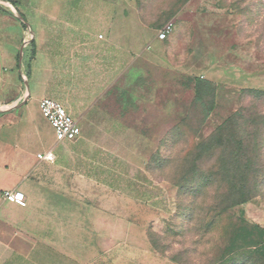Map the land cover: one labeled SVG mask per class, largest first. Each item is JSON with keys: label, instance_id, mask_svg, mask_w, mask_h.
Returning a JSON list of instances; mask_svg holds the SVG:
<instances>
[{"label": "crops", "instance_id": "1", "mask_svg": "<svg viewBox=\"0 0 264 264\" xmlns=\"http://www.w3.org/2000/svg\"><path fill=\"white\" fill-rule=\"evenodd\" d=\"M128 5L0 0V264H154L142 238L111 220L112 193H127L112 185L121 164L107 153L121 133L157 132V69L169 68V38ZM43 98L76 121L77 140L45 148V135L56 140ZM50 150L52 163L36 158ZM5 190L26 206L4 202Z\"/></svg>", "mask_w": 264, "mask_h": 264}, {"label": "rangeland", "instance_id": "2", "mask_svg": "<svg viewBox=\"0 0 264 264\" xmlns=\"http://www.w3.org/2000/svg\"><path fill=\"white\" fill-rule=\"evenodd\" d=\"M128 1L155 31L174 30L169 68L157 69V132L121 133L107 153L127 193H112V222L154 264H264V0ZM198 77L215 89L208 117L193 102Z\"/></svg>", "mask_w": 264, "mask_h": 264}, {"label": "built area", "instance_id": "3", "mask_svg": "<svg viewBox=\"0 0 264 264\" xmlns=\"http://www.w3.org/2000/svg\"><path fill=\"white\" fill-rule=\"evenodd\" d=\"M173 30L174 24L172 21L165 23L157 32L158 40L165 41ZM38 106L42 118L52 128L56 142H73L77 140L80 136V128L61 104L53 99L43 98L39 101ZM36 158L40 161L52 163L55 156L50 150L42 154H37ZM1 197L4 202L20 207L26 206L25 198L19 191L5 190L2 192Z\"/></svg>", "mask_w": 264, "mask_h": 264}, {"label": "trees", "instance_id": "4", "mask_svg": "<svg viewBox=\"0 0 264 264\" xmlns=\"http://www.w3.org/2000/svg\"><path fill=\"white\" fill-rule=\"evenodd\" d=\"M194 91L195 96L193 102L199 105L203 110L204 116L208 117L211 113L210 103L213 102L215 94L214 86L208 80L198 77L195 79ZM208 99L210 103L207 102Z\"/></svg>", "mask_w": 264, "mask_h": 264}]
</instances>
